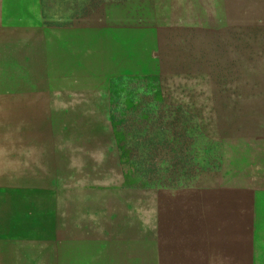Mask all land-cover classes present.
Returning <instances> with one entry per match:
<instances>
[{
	"label": "rangeland",
	"instance_id": "obj_1",
	"mask_svg": "<svg viewBox=\"0 0 264 264\" xmlns=\"http://www.w3.org/2000/svg\"><path fill=\"white\" fill-rule=\"evenodd\" d=\"M0 264H264V0H0Z\"/></svg>",
	"mask_w": 264,
	"mask_h": 264
}]
</instances>
